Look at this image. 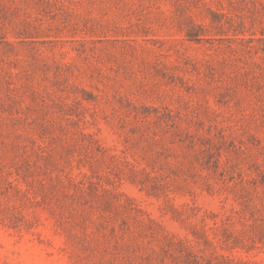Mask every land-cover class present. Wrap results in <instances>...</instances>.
<instances>
[{
  "label": "rangeland",
  "instance_id": "1",
  "mask_svg": "<svg viewBox=\"0 0 264 264\" xmlns=\"http://www.w3.org/2000/svg\"><path fill=\"white\" fill-rule=\"evenodd\" d=\"M0 264H264V0H0Z\"/></svg>",
  "mask_w": 264,
  "mask_h": 264
}]
</instances>
